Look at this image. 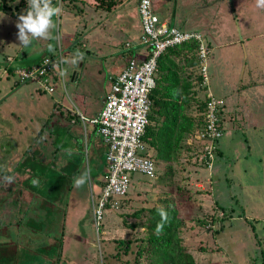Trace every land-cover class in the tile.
Listing matches in <instances>:
<instances>
[{
    "label": "rangeland",
    "instance_id": "374dc122",
    "mask_svg": "<svg viewBox=\"0 0 264 264\" xmlns=\"http://www.w3.org/2000/svg\"><path fill=\"white\" fill-rule=\"evenodd\" d=\"M184 3L194 9L212 5L207 14L194 19L199 26L211 28L223 45L217 48L215 40L210 42L207 91L225 98L226 107L237 97L244 105L236 102L229 110L220 152L211 168L198 166L192 149L206 90L199 89L201 83L195 85L198 71L192 66L193 51H177L172 58L181 56L178 64L191 68L180 78L190 76L194 84L184 97L176 89L182 107L176 115L180 119L177 130L184 128L179 138L170 141L176 151L170 161L156 160L155 178L136 175L138 181L131 185L123 206L105 210L99 224L93 217L92 201L105 175V146L95 139L88 123L84 132L78 112L88 119L94 117L102 107L114 65L144 47L128 51L123 42L119 53L107 58L88 53L84 45L70 50L65 45L63 20L59 24L56 17L52 31L56 47L45 57L61 60L64 76L57 80L55 93L47 95L34 83L15 86L16 76L3 70L32 67L31 62L45 54L42 45L52 38L33 40L27 48L19 45L18 15L0 11V205L6 199L0 206V264H154L142 246L149 247L146 239L155 234L152 227L158 220L149 212L160 208L177 211L180 244L195 264H264V8H258L256 0ZM17 5L24 13L27 0L15 1L13 6ZM124 24L129 26L127 21ZM99 32L95 38L102 37L106 45L116 42L115 30ZM77 52L82 55L77 57ZM77 63L85 64V74L80 71L74 83ZM75 88L85 96L84 105L76 103ZM250 104L251 112H247ZM162 124V116L152 113L149 128L156 131ZM76 135L77 145H72L71 137ZM34 152L40 158L30 161ZM72 153L80 154L74 165L66 162ZM152 154H157L153 148ZM6 176L12 177L11 183ZM75 179L85 183L77 187ZM33 181H37L35 186ZM52 209L62 217H53ZM58 239L61 250L56 253V246L47 250Z\"/></svg>",
    "mask_w": 264,
    "mask_h": 264
},
{
    "label": "built area",
    "instance_id": "2783aa9c",
    "mask_svg": "<svg viewBox=\"0 0 264 264\" xmlns=\"http://www.w3.org/2000/svg\"><path fill=\"white\" fill-rule=\"evenodd\" d=\"M137 1L141 26L139 45L146 49V53L128 59L119 73L109 77V87L96 116L88 119L80 114L84 132L85 123H88L105 146V175L97 198L92 201L96 224L101 221L105 210L117 211L122 207L131 185L138 181L136 175L147 178L156 176L152 147L145 141V135L149 127L151 95L156 86L155 76L161 56L169 49L195 42L202 85L207 87L209 84L207 61L212 50L202 35L193 30L180 29L161 19L153 8L152 0ZM7 71L3 70L4 73ZM13 75L17 78L16 84L34 83L47 95H53L55 84L59 78L63 79L64 71L61 60L56 62L45 57L30 68L14 69ZM205 95V126L196 133L192 147L198 150L199 162L211 168L214 151L223 137L220 113L226 102L209 91Z\"/></svg>",
    "mask_w": 264,
    "mask_h": 264
},
{
    "label": "crops",
    "instance_id": "0c3cea01",
    "mask_svg": "<svg viewBox=\"0 0 264 264\" xmlns=\"http://www.w3.org/2000/svg\"><path fill=\"white\" fill-rule=\"evenodd\" d=\"M77 1H78L79 5L77 7L74 6L72 8V10H70V11L62 12V18H64V19L61 18V20H60V24H62V20H63V27H64L63 28V33H64L63 35H64V40H65V45L67 46L68 49L71 50V48H73L74 46H76L78 44L84 45L85 48L90 49L88 51V53L93 54L95 56H98L100 58H104V57L107 58L109 55L113 56V55H115V53H119L118 50H120V46L123 42H124V48H126L125 50H128V51H130V49H132V48H135L134 46H137V48L140 46L139 43L135 44V42H138L139 35L141 32L140 19H139V15H138V11H137V2H138L137 0H133L134 5L131 4L130 0H126V2H124L125 0H114L116 3L112 6L111 10L100 8L98 6L97 0H77ZM153 3H154L155 11L160 14L161 19L166 20V21L171 20V25L177 26L180 29L193 30V31L200 33L202 35V37L204 38L205 42H207L209 46H211L210 42L212 40L216 41V39H215L216 36L213 34L211 28H205V27H203V25L199 26V22L196 19H194L200 14H203V15L207 14V11L212 7V5L203 6L200 9H197V8L194 9V8H190L191 6L190 7L188 6L186 8L184 0H153ZM181 3H182V5H181ZM125 10H127V11L125 12ZM113 15L115 17L114 21H113ZM202 20L203 19H201V21ZM124 21H127V24H129V26L124 24ZM71 22H73L72 24H73L74 28H72L73 26H68L69 24H71ZM188 27H192V28H188ZM110 28H111V30H110ZM126 28H128V29H126ZM113 30H115L114 35L116 36V38H115L116 42L113 44L106 45V43L104 42L102 37L95 38L96 35H98L100 33L99 31L106 32V34H107V33H112ZM216 43L218 44L217 48H221L223 46L222 44H219L217 41H216ZM69 44H71L72 47H69ZM47 45H42L41 49L44 50V48H46ZM70 50H69V52H70ZM121 50H123V49H121ZM183 51H188V50L186 48H184ZM145 53H146V49L144 48L143 51L132 52L131 55L128 57L122 56V62L116 63L119 65H114V71H113L114 74L112 75V73H110L109 77L110 76L113 77L117 73H119L121 71V69L125 66L128 59L135 57V56L141 57ZM173 55L174 54L167 55L166 72L170 71L169 73H174V74L177 73V75L180 77L181 75L184 74L186 69H191V68L189 66H186L185 64H178V61L180 59H182V57L180 56L181 57L180 58L178 56H175L174 57L175 59H173L172 58ZM39 60H35L31 63L34 64V63L38 62ZM168 60L174 61L175 62L174 66H172L173 62L168 61ZM176 61H177V63H176ZM33 64H32V66H33ZM23 65H25V64L22 63L21 66H23ZM25 66H27V65H25ZM76 66H77V68L75 69L76 75H75L74 79H72V81L74 83H77L76 79H77V75H80V71L83 72V75L85 74V64L84 63H82V64L77 63ZM28 67H30V66H28ZM169 67H171L170 70H169ZM168 74L166 77L170 78V76H172V74H169V75ZM109 77H108V87H109V80H110ZM166 77L165 76L164 77L159 76V78H158V76H157L155 78L156 83H158V81L161 83L159 86V89L166 87V85H167V82L165 79ZM108 87H107V89H108ZM75 89H76V91H75L76 103H78L79 106L82 104L84 105L86 102V101H84L85 96L83 94H81L79 92V90H77V88H75ZM103 96L101 98V104L102 105H103V101H102ZM240 100L241 99L238 97L236 98V100H235V98L230 99L229 105H227L228 111L229 110L233 111L234 103H236V102L238 103V106H240V105L243 106L244 105L243 103L239 104ZM225 101H226V99H225ZM241 102H243V101L241 100ZM246 108H247V112H248V110H250V112H251V104L248 105V107L246 106ZM99 110L97 111L96 115L98 114ZM78 114H79V116H80V114L83 115L81 112H78ZM78 138H79V136H77V135L75 137H73V139L71 137L72 145L73 144L77 145V139ZM98 138H96V136H95V139H98ZM99 140H101V139L99 138ZM72 148H74V146ZM78 155H80V154L79 153H72L70 156H68L66 162L69 163L70 165L73 162L75 164V161L77 160L75 158ZM28 158L30 159V161H32L33 158L35 159V156L31 155ZM33 166L34 165H32V164L29 166H26V168H25L26 171L30 172V170L32 169ZM104 167H105V165H104ZM17 180H18V184H20L22 182L20 178H17ZM97 190L99 191V188H97ZM40 201L43 203L42 199ZM54 206H56V205H53V207ZM49 212L52 214L53 217L54 216L59 217V218L62 217L61 214L56 213V211L53 209L49 210ZM255 220L256 219H253V221H255ZM250 229H252V228L250 227ZM42 253L45 254V252H43V251H42Z\"/></svg>",
    "mask_w": 264,
    "mask_h": 264
},
{
    "label": "trees",
    "instance_id": "16d2710c",
    "mask_svg": "<svg viewBox=\"0 0 264 264\" xmlns=\"http://www.w3.org/2000/svg\"><path fill=\"white\" fill-rule=\"evenodd\" d=\"M15 1H18V0H8V1L0 0V11L2 13L8 12L11 15H14V17H16V15L21 13L20 10H22V7H21V5L13 6V3ZM19 1L22 2V1H26V0H19ZM97 2H98V6L100 8L107 9V10L108 9L111 10L112 6L116 3L114 0H97ZM52 3H53V5H56L58 3V0H52ZM78 5H79V3L77 0H60V6L62 7V10H63L62 12L70 11V10H72V8L74 6L77 7ZM152 5L154 8L153 0H152ZM11 7H14V8H11ZM17 10H19V11L17 12ZM156 14H157V12H156ZM58 18L60 21L62 18V14ZM53 19L56 23V17H54ZM57 21H58V19H57ZM167 21H169V24H171V20H167ZM55 47L56 46H55V43H54L53 38H52V39H50L47 47L44 48L43 52L45 54L39 61L41 62L45 58V56L50 55L52 52L51 50H53ZM196 47H197V45L195 42H190L188 44L182 45V47L167 50L161 56V58L158 61V71L156 73L158 78H159V76H161V77L165 76L166 77L167 74L170 72V71L166 72L167 68H166L165 63H166L167 55L175 54V53H177V50L178 51L181 49L183 50L184 48H186L188 51H193V53L195 55L196 54V52H195ZM130 50H132V49H130ZM38 62H36V63H38ZM172 66H174V64H172ZM192 66H194L195 69H197V71H198V76L196 75V77H195V79H196L195 85L196 84L199 85L200 83L202 84V77H201L199 70H198L199 64H198V60H197L196 56L194 57V62L192 64ZM6 68L8 69V73L13 74L14 69L10 68V70H9V67H6ZM22 68H28V67H22ZM57 70H58V68L54 71L57 72ZM169 74H172V76H170V78H167V77L165 78L166 82H167L166 87L159 89V86L161 83L158 81V83H156V86H155L154 90L152 91V95H151V99H152L151 115H152V113H154V114H158V115L162 116V118H163V124H162L161 128H159L155 131V130H151V128L148 127L146 135H145V141H147V143L149 144L150 147H152L153 149H155L157 151V154L153 157L155 162H156V160H160L161 158L164 159L166 162L168 160L170 161V156H172V154L176 151V149H174V146H173V144H171L170 141L173 137L175 138L177 136V138H179L180 134L183 132V129H184V128L180 127L177 130V124L180 122V119L176 115L178 114V112L180 111V109L182 107L178 103L179 96H176V92H177L176 89H178L179 93L181 92L183 94V97H184V96H186V93H185L186 90L188 93H190L189 88L193 87L191 85L194 84V81L190 78V76H186V77L183 76L182 78H180L177 75V73H175V74L169 73ZM157 76H155V78ZM17 85L18 84H15V86H17ZM180 85H181V87H180ZM207 87L204 85H201V87H200V85H199V89H201V90L205 89L207 91ZM43 94H46V93L44 92ZM218 98H221V97H218ZM222 99L225 100L224 98H222ZM170 100H173V102H167ZM186 100L187 99H185L184 102ZM206 105H207V99H206V95H205L204 101H203V104L201 107L202 116L197 121L199 130L203 129L205 126L204 114H205L206 109H207ZM229 113L230 112L228 111V109L226 107V103H225V106L220 113V121H221V124L223 125V134H224V130H226L225 126L229 121V120H227ZM235 113L236 112H234L232 115L236 116V115H234ZM93 130H94V136H96L98 138V136L96 135V132H95L96 130L94 128H93ZM219 142H218L217 147L214 151V159L216 156H218L217 154L220 152ZM175 147H178V143H177V145H175ZM192 150L198 156V150L194 149V148ZM34 153H35V159L37 157L39 159L40 157L38 156V153H36V152H34ZM46 163L47 162H45V164ZM71 165H74V162ZM104 165H105V161H104ZM198 166H201V167L203 166L202 162H199V160H198ZM1 195L5 197V194H1ZM9 197H11V196H9ZM96 198H97V196H96ZM34 200H36V199L35 198L31 199L32 202ZM5 202H6V199L4 201H2L0 206L4 205ZM19 209H20V205L18 206V210ZM29 210H30V208H29ZM163 210L167 213V222H165L163 224V229L159 234H157L156 228H157V225L159 223H161L162 218L158 214L157 209L150 210L149 213H151L153 217H157L158 220L156 221V226L152 227L153 230L155 229L154 230L155 234L146 239V242H147L149 247L145 248V246L143 245L142 246L143 249L145 251L148 250V252H150V254L152 255L151 259H154V261H155L154 264H195L191 255L180 244V239H179V234H180L179 230L180 229H179V227H180L181 223L176 220L177 211L173 208H167L166 210L165 209H163ZM30 213H31V211H30ZM18 221H21V218H19ZM29 221H31V220H29ZM29 221H28L29 228H30V231H32L31 230L32 226H31ZM19 223H21V222H19ZM28 223H26V225H28ZM204 224L205 223L202 222V223H200L199 226H203ZM26 225H24L23 227H25ZM251 228L254 232L255 230H254L253 226H251ZM59 241H60L59 239L56 240V242L58 244L50 245L49 247H47V250L51 246H56L57 247L56 253H58L59 250H61V246H62ZM126 248H128V247H126ZM262 256H264L263 252H262ZM133 264H140V263L138 261H134Z\"/></svg>",
    "mask_w": 264,
    "mask_h": 264
},
{
    "label": "clouds",
    "instance_id": "9594fccd",
    "mask_svg": "<svg viewBox=\"0 0 264 264\" xmlns=\"http://www.w3.org/2000/svg\"><path fill=\"white\" fill-rule=\"evenodd\" d=\"M258 8H264V0H256ZM62 7L59 4L53 5L52 0H27V9L24 13L18 14L16 27L18 28V40L21 46L27 48L33 40L50 39L52 31L56 28L54 17L62 14ZM51 50V49H50ZM82 54L77 52L76 56ZM75 63L76 61H71ZM63 75V73H61ZM5 179L11 183L12 177L6 176ZM85 183L84 179H75L77 187ZM34 186L37 181H33ZM161 216V223L157 225L156 232L159 234L163 229V224L167 222V213L162 209H158Z\"/></svg>",
    "mask_w": 264,
    "mask_h": 264
},
{
    "label": "water",
    "instance_id": "95a60500",
    "mask_svg": "<svg viewBox=\"0 0 264 264\" xmlns=\"http://www.w3.org/2000/svg\"><path fill=\"white\" fill-rule=\"evenodd\" d=\"M75 75H76V72H75V71H73V76H72L73 78H72V79H74Z\"/></svg>",
    "mask_w": 264,
    "mask_h": 264
},
{
    "label": "flooded vegetation",
    "instance_id": "af4514ba",
    "mask_svg": "<svg viewBox=\"0 0 264 264\" xmlns=\"http://www.w3.org/2000/svg\"><path fill=\"white\" fill-rule=\"evenodd\" d=\"M2 230H3V228H2Z\"/></svg>",
    "mask_w": 264,
    "mask_h": 264
}]
</instances>
